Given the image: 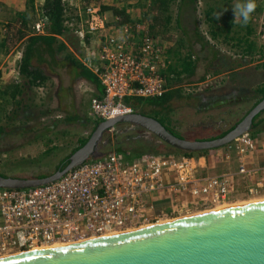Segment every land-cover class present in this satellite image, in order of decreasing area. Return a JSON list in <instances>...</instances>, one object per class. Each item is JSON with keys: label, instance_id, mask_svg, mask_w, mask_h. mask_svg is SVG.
<instances>
[{"label": "built area", "instance_id": "obj_1", "mask_svg": "<svg viewBox=\"0 0 264 264\" xmlns=\"http://www.w3.org/2000/svg\"><path fill=\"white\" fill-rule=\"evenodd\" d=\"M83 7L85 30L75 28L77 20L66 6L64 23L74 28L84 48L81 62L102 85V95L90 99L88 116L104 120L126 115L132 108L123 102L124 97L162 95L166 44L144 29L143 23L109 28L99 4ZM46 20L40 14L33 32L41 33ZM195 87L183 85L190 93ZM223 146L228 168L220 172L208 171L209 151L146 153L130 159L110 151L46 184L0 188V256L264 198V157H257V151L264 150V138L259 140L248 131Z\"/></svg>", "mask_w": 264, "mask_h": 264}, {"label": "water", "instance_id": "obj_2", "mask_svg": "<svg viewBox=\"0 0 264 264\" xmlns=\"http://www.w3.org/2000/svg\"><path fill=\"white\" fill-rule=\"evenodd\" d=\"M264 98L225 134L189 139L170 133L155 118L132 112L100 121L63 166L44 176L0 174V188H30L60 178L84 161L101 157L97 143L106 129L127 121L157 135L175 150L199 152L228 144L250 131ZM0 264H264V198L205 210L76 242L0 256Z\"/></svg>", "mask_w": 264, "mask_h": 264}, {"label": "crops", "instance_id": "obj_3", "mask_svg": "<svg viewBox=\"0 0 264 264\" xmlns=\"http://www.w3.org/2000/svg\"><path fill=\"white\" fill-rule=\"evenodd\" d=\"M72 1L74 4L78 3L75 0ZM150 1L152 0H97L94 4L100 5L101 13L106 20V26L109 28L115 26V24H122L118 22V17L114 14L113 9L122 10L129 20L127 23L136 21L143 23L144 29L166 44L167 65L169 67L179 71L182 68L188 67L187 63H193L195 66L194 73L191 76H187L186 71H184L181 75L185 84H200L209 81L211 78L226 77L234 69L240 68L243 64H248L252 68L251 71L258 77L255 89L264 87V23L261 20L264 17L262 15L264 12L262 13L261 10L264 8V4H256L257 7L252 13L249 23L247 25H240L234 19L233 4H223L225 0H215V4H206V2L205 4H196L195 12L187 6L179 8V4H169V11H166L163 16L159 14L158 10H150L152 5L149 4ZM43 2L44 0H40L38 8H41ZM139 2L142 4H138ZM81 3L85 4L84 1H81ZM24 9V0H0V20L9 25L10 11L22 12ZM36 9L37 7H35ZM30 12L32 14L31 8ZM76 13L73 16L77 20L80 12ZM218 13L220 15L216 17ZM167 16L170 17L169 22L166 20ZM257 16H261L260 21L256 20ZM211 18L214 19L213 22ZM145 20L147 21L145 22ZM13 28L5 26V33H7V36L10 33V44L14 46H10V91L13 89L12 82H17V80L22 81L19 75V63L25 49L26 38L33 32L22 33L15 44L14 39H12ZM71 34L67 33L58 37L81 62V57L84 53L83 44L77 34L75 41L73 36H70ZM87 38L88 36L86 35V44L89 42ZM6 41V38H3L1 45ZM72 44L75 46V50H79V53L73 50ZM1 45L0 62L2 57L5 58V54H7L6 58H9V52L6 51L4 53L1 51ZM0 68H2L1 64ZM52 68V71H48L49 69L43 66L47 76L45 82L50 78H57L58 80V84H56L57 103L59 87L70 88L71 90V96L66 95L61 101L63 106H59L61 112H64V107L71 108L70 111L79 116L81 112L87 111L90 98L81 108V103L76 102V94L83 96V93L87 91L88 96L101 95L102 85L99 81L95 83L87 77L74 75V73L73 75L68 74V69L70 71L73 69L68 65L62 68L57 63L56 65H52ZM12 70L16 72L18 77L15 76L16 74L11 75ZM88 70L90 69L88 68ZM90 72L97 79L91 70ZM60 73L61 76L58 77ZM173 76L172 74L171 77ZM81 99L79 98L78 101ZM250 133L259 140L264 138V130L260 128L251 130ZM33 141H21L22 145L14 146L19 147L17 151L21 152L25 147L35 145ZM208 153L210 157L207 159V166L208 168L210 167L209 172H213L214 169L216 172H220L228 168V160L226 161L224 157V146L214 148ZM257 157L263 158L264 150H258ZM232 162L234 163V160ZM214 164L215 168H212Z\"/></svg>", "mask_w": 264, "mask_h": 264}, {"label": "trees", "instance_id": "obj_4", "mask_svg": "<svg viewBox=\"0 0 264 264\" xmlns=\"http://www.w3.org/2000/svg\"><path fill=\"white\" fill-rule=\"evenodd\" d=\"M177 0H152L149 4L151 9L158 10L159 14H163L169 11L168 5L174 3ZM32 3L33 0H30ZM179 8L183 6L190 7L193 12H195V7L197 0H178ZM154 6V7H153ZM64 0H44L40 11L41 14L45 15L47 20L43 26V31L41 33H31V35L26 38V45L23 51L20 63H19V75L22 81L17 80V82H12V90L10 91V80L2 84L0 90V98L2 97V103L0 105V141L1 139L10 133L12 130H22L24 127L20 125H15L14 122L20 119V114L26 112L32 104L28 103L29 98H26L25 94L30 87H38L45 83L47 76L43 69V66L48 68V71H52V65H60V67L65 68L71 66L73 68L71 71L68 69V74L74 73V75H81L87 77L91 81L98 83V80L92 75L90 70L84 66L69 50L67 45L59 39L58 36L66 35L68 32L72 31L73 28H69L64 22L67 18L65 11ZM32 13L36 12L35 7L31 6ZM114 14L118 17L119 23H127L129 20L127 15L118 9H113ZM22 18L26 17V14H21ZM170 17L167 16L166 20L169 22ZM213 22L214 19L211 18ZM23 25L22 29H25L28 24V18L21 22ZM33 26V25H32ZM195 28V27H194ZM197 33V30L195 28ZM24 33V32H22ZM21 33V34H22ZM198 34V33H197ZM10 39V33L7 36ZM168 66V65H167ZM185 69L175 70L168 66L163 72V77L166 80V90L160 96L153 97H124L123 102L132 108V112H137L140 114L148 115L160 122L166 130L177 137H184L179 131L174 127L170 126L166 121V117L175 109L176 103H192L194 101H200V94H192L183 88L185 82L181 76L184 71H186L187 76H191L194 73V64L187 63ZM75 69V70H74ZM174 75L171 77V75ZM61 73L58 74V77ZM185 91V92H184ZM70 88L58 89V105L61 107V101L66 95H70ZM103 93V90H102ZM101 93V95H102ZM11 97V98H10ZM26 98V99H25ZM264 98V87L257 88L256 90H251V93L245 96L229 97L227 99L213 98L208 99L205 106L199 109L208 110L215 107H224L232 105L233 103H241L242 101H251L247 109L244 110L243 114L239 116L228 129L224 130L220 134L209 137V138H193V139H211L219 137L225 134L228 130L233 128V126L238 123L245 114L261 99ZM10 107V108H9ZM70 109L64 107L63 111L65 116L62 118H52L50 124H46L43 128H31L35 130L33 136L23 141H32L43 138L47 132L55 129L60 122H72L79 121L80 117ZM102 121L101 119L94 120L92 123V131ZM264 130V110L258 112L252 119L251 130L255 129ZM90 136V134H89ZM88 136V137H89ZM81 139L79 145L76 146L71 152L76 150L78 147L83 145L86 140ZM22 145L17 143L15 146ZM14 146V147H15ZM97 150L101 153V157L105 156L110 151H115L122 154L126 159L133 158L135 156L152 153H172V154H195V153H206L212 149L203 150L199 152H186L181 150H175L170 145L161 141L160 138L154 133L148 132L145 128L140 125L133 124L127 121H118L114 124L113 129H106L103 131L100 140L97 143ZM70 154V153H69ZM65 156L61 162L56 166V168L63 166L69 156ZM2 174V173H0ZM4 175V174H3ZM46 174H40L38 176H44Z\"/></svg>", "mask_w": 264, "mask_h": 264}, {"label": "rangeland", "instance_id": "obj_5", "mask_svg": "<svg viewBox=\"0 0 264 264\" xmlns=\"http://www.w3.org/2000/svg\"><path fill=\"white\" fill-rule=\"evenodd\" d=\"M78 3L74 4L72 0H64L65 6L72 16L79 12V18L75 21V28L85 30L84 1L85 4H94L97 0H75ZM17 2V1H16ZM40 0H24L25 9L22 12L10 11V23L6 25L3 20H0V45L3 38L6 42L1 46V51L9 52V58L2 57L0 64V90L2 84L10 80V39H7L5 26L13 28V38L15 44L22 32L31 33L32 25L40 18V8H38ZM215 4V0H197V4ZM235 0H225L223 4H234ZM256 4H264V0H255ZM23 3V2H22ZM138 4H142L139 2ZM171 4H178L177 1ZM37 7L36 12H30L31 6ZM262 13L264 8L261 9ZM26 14L23 19L21 14ZM264 15V13L262 14ZM148 17V16H147ZM261 17V16H260ZM257 16L256 20L260 21ZM28 18V24L25 29L21 24L22 21ZM21 20V21H20ZM264 23V17L261 19ZM147 20H145L146 22ZM20 22V23H17ZM137 22V21H136ZM172 27V26H171ZM11 29V28H10ZM74 29V28H73ZM73 31V30H72ZM68 32L73 36L75 41L76 34ZM4 32V33H3ZM10 32V31H9ZM8 32V33H9ZM2 38V39H1ZM74 41H72L74 43ZM14 47V46H11ZM73 50L75 46L72 44ZM248 64H243L240 68L229 72L226 77L211 78L209 81L196 84L192 94H200L201 100L192 103H176L175 109L166 117L165 121L185 138H209L214 137L224 130L243 114L244 110L250 105L251 101H242L241 103H233L229 106L215 107L208 110L199 109L205 106L208 99L245 96L251 93V90H256L258 77L251 71ZM16 74L12 70L11 75ZM17 76V74L15 75ZM18 77V76H17ZM16 77V78H17ZM56 84L57 78H50L41 86H32L27 90L25 96L29 98L28 103L32 106L26 112L20 114V119L14 122L15 125L24 127L22 130H12L8 135H5L0 141V173L8 176L18 177H35L40 174H49L56 169V166L61 160L79 145L81 139L87 138L91 134L93 119L88 116L87 112H81L79 121L60 122L57 127L49 132L43 138L34 140L35 145L25 147L21 152L17 151L19 147H14L18 142L33 136L35 130L31 128H43L46 124H50L52 118H62L64 112L60 111V107L56 100ZM185 92V91H184ZM85 91L81 96L76 94V102L81 103V108L85 102L93 96H88ZM187 93V92H186ZM190 92H188L189 94ZM81 96V97H79ZM81 99L78 101V99ZM90 101V100H89ZM2 97L0 98V105ZM10 108V107H9ZM2 113L0 112V116ZM21 147V146H20ZM213 150V149H212ZM215 172V169L214 171ZM251 200V199H250ZM248 201V200H247ZM240 202V201H238ZM242 203V202H241Z\"/></svg>", "mask_w": 264, "mask_h": 264}, {"label": "clouds", "instance_id": "obj_6", "mask_svg": "<svg viewBox=\"0 0 264 264\" xmlns=\"http://www.w3.org/2000/svg\"><path fill=\"white\" fill-rule=\"evenodd\" d=\"M257 5L255 0H235L232 5L234 19L237 24L247 25ZM220 13L216 17H218Z\"/></svg>", "mask_w": 264, "mask_h": 264}, {"label": "bare ground", "instance_id": "obj_7", "mask_svg": "<svg viewBox=\"0 0 264 264\" xmlns=\"http://www.w3.org/2000/svg\"><path fill=\"white\" fill-rule=\"evenodd\" d=\"M248 201H254V199H251V200H248ZM248 201H243L242 203H245V202H248ZM239 203H241V201H240V202L236 201V202H233L232 204L234 205V204H239ZM232 204H231V205H232ZM225 206H228V205L217 206V207H215L214 209L222 208V207H225ZM210 210H211V209H210ZM47 246H52V245H47Z\"/></svg>", "mask_w": 264, "mask_h": 264}]
</instances>
